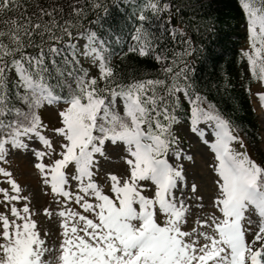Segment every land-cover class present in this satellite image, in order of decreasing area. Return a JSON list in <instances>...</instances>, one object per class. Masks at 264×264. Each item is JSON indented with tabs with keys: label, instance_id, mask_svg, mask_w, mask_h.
I'll use <instances>...</instances> for the list:
<instances>
[{
	"label": "snow or ice",
	"instance_id": "6c2138e0",
	"mask_svg": "<svg viewBox=\"0 0 264 264\" xmlns=\"http://www.w3.org/2000/svg\"><path fill=\"white\" fill-rule=\"evenodd\" d=\"M237 3L247 45L240 56L250 79L264 84V0ZM183 7V0H0V162L15 152L34 156L61 230L58 246L46 243L29 197L0 167L8 185L0 187V264H264V164L233 147L244 149L237 125L198 90L191 58L202 49L182 27ZM125 34L131 40L117 53L112 45ZM165 34L183 47L161 46ZM128 53L161 67L125 77L113 57ZM256 95L264 107V91ZM185 102L190 130L214 154L208 205L182 168L191 156L175 126ZM45 109L56 124L43 119ZM106 141L122 144L127 166L123 175L106 174L108 192L95 179ZM42 212L51 217L53 209Z\"/></svg>",
	"mask_w": 264,
	"mask_h": 264
},
{
	"label": "trees",
	"instance_id": "16d2710c",
	"mask_svg": "<svg viewBox=\"0 0 264 264\" xmlns=\"http://www.w3.org/2000/svg\"><path fill=\"white\" fill-rule=\"evenodd\" d=\"M111 4V0H108ZM180 18L187 21L185 31L191 36L194 46H201L202 54H193L192 62L199 77V88L217 109L237 125L248 155L258 163L264 164L262 133L256 109L252 102L249 81L237 79V67L243 35L240 33L244 19L237 0H183ZM91 18V17H89ZM87 25V22H85ZM173 23H176L174 17ZM208 31H205V29ZM157 29H154L156 31ZM123 43H113L117 53L126 51L131 38L126 34ZM170 42L167 34L161 46L182 48L183 45ZM113 64L125 77L142 78L145 74L154 76L160 64L152 57H139L128 53L126 57H113ZM260 103V102H259ZM185 102L181 110V121L188 123L184 115Z\"/></svg>",
	"mask_w": 264,
	"mask_h": 264
},
{
	"label": "rangeland",
	"instance_id": "374dc122",
	"mask_svg": "<svg viewBox=\"0 0 264 264\" xmlns=\"http://www.w3.org/2000/svg\"><path fill=\"white\" fill-rule=\"evenodd\" d=\"M240 33L243 35V42L241 44V49L245 48L247 45L245 43V27L244 23L241 24ZM78 43H83V41H78ZM82 63L86 68L89 67L87 63L83 61ZM97 69L92 67L90 69V74H96ZM237 79L239 81H249L251 86V97L253 105L256 109L258 119L261 125L262 133V149L264 154V109L259 105V100L256 95L257 92L264 91V86L258 81H252L250 79V73L247 69L246 60L242 59L239 54V64L236 73ZM43 119L51 126L56 124L55 113L53 110L45 109L42 112ZM176 130L179 135L180 144L179 147L182 149L183 153H187L191 156V159H185L182 162L183 171L187 177L189 187L192 183L197 185V195L203 194V203L208 205L210 203L209 197L212 194L213 189V177L215 173L212 171L210 165L213 162L214 154L212 153L208 144L201 141L198 134L190 130V126L179 122L176 126ZM199 127L206 128L205 136L209 140L214 139L211 136V129H208L205 123H201ZM40 147V145H37ZM233 147L237 151L240 149L237 142L233 143ZM245 151V150H244ZM126 153L123 150L122 144L117 142L112 144L106 141L105 155L99 160V171L96 173L95 179L104 185V191L108 192L110 183L105 184L106 174L108 172L115 173L117 175H123L126 171V161L124 156ZM171 162V157H169ZM35 158L31 154H25L22 152H15L10 157H8V163L0 162V167H5L10 169L13 178L19 183L22 192L21 195L29 197V204L31 209H35L36 215L34 218L38 221V227L41 229V234L45 229L48 231V236L45 238L46 243L50 246L54 243L58 246L59 243V217L55 214L56 201L53 199L50 187L43 183V178L41 177L39 171L34 167ZM44 162L47 161V157L44 158ZM6 182L0 178V187H7ZM75 190V189H73ZM18 203H24L20 201ZM44 207H49L53 209V214L51 217H46L42 212ZM45 255V258H47Z\"/></svg>",
	"mask_w": 264,
	"mask_h": 264
}]
</instances>
